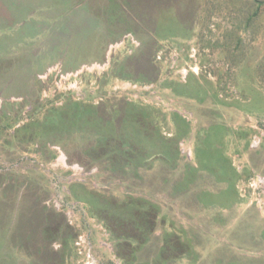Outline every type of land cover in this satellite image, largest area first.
<instances>
[{
  "label": "rangeland",
  "instance_id": "374dc122",
  "mask_svg": "<svg viewBox=\"0 0 264 264\" xmlns=\"http://www.w3.org/2000/svg\"><path fill=\"white\" fill-rule=\"evenodd\" d=\"M90 260L264 264V0H0V264Z\"/></svg>",
  "mask_w": 264,
  "mask_h": 264
},
{
  "label": "built area",
  "instance_id": "2783aa9c",
  "mask_svg": "<svg viewBox=\"0 0 264 264\" xmlns=\"http://www.w3.org/2000/svg\"><path fill=\"white\" fill-rule=\"evenodd\" d=\"M86 264H93V261L90 260V261H88Z\"/></svg>",
  "mask_w": 264,
  "mask_h": 264
},
{
  "label": "trees",
  "instance_id": "16d2710c",
  "mask_svg": "<svg viewBox=\"0 0 264 264\" xmlns=\"http://www.w3.org/2000/svg\"><path fill=\"white\" fill-rule=\"evenodd\" d=\"M122 10H120V12H121Z\"/></svg>",
  "mask_w": 264,
  "mask_h": 264
}]
</instances>
